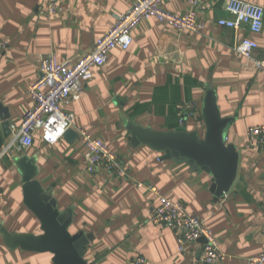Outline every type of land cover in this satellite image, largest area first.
<instances>
[{"label":"crops","instance_id":"obj_1","mask_svg":"<svg viewBox=\"0 0 264 264\" xmlns=\"http://www.w3.org/2000/svg\"><path fill=\"white\" fill-rule=\"evenodd\" d=\"M47 0H0V37L9 48L0 55V105L19 126L33 106L29 87L39 77L42 59L54 52L59 62L77 61L130 7L132 0H60L61 11L50 17ZM264 9V0H244ZM198 13L202 32L180 31L151 17L133 30L129 49L116 48L80 99L65 106L76 115L73 129H86L118 153L129 177L121 179L101 166L86 169L79 136L55 144L35 135L23 150L13 148L0 163V264H54L53 254L10 249L1 227L11 233H42L41 222L26 206L19 159L36 166V178L50 189L60 211L72 209L70 231L92 233L85 258L90 264H134L138 255L152 264H200L201 241L178 250V233L155 224L157 196L143 182L183 202L221 238L230 257L218 264H244L264 251V145L248 137V129L264 124V72L235 46L244 37L259 43L264 54V29L253 35L245 27L220 26L229 19L224 0H207ZM163 8L185 15L186 0H164ZM213 89L223 117L234 120L227 143L239 151L238 173L227 194L215 199L212 175L193 172L188 163L164 159L148 145H134L130 122L156 131L180 126L204 135L202 109ZM192 106V110L189 107ZM8 139H5V143ZM4 146V145H3ZM2 146V147H3ZM0 148V151L2 149Z\"/></svg>","mask_w":264,"mask_h":264},{"label":"built area","instance_id":"obj_2","mask_svg":"<svg viewBox=\"0 0 264 264\" xmlns=\"http://www.w3.org/2000/svg\"><path fill=\"white\" fill-rule=\"evenodd\" d=\"M207 0H186L188 10L185 15H176L163 8L164 0H132L129 9L119 16L114 25L94 41L92 48L77 61L59 62L54 52L46 55L39 65V77L29 87L33 106L25 113L19 126L12 125V135L0 151V163L14 147L23 150L30 147L35 135L49 144L60 141L66 132L74 127L76 115L65 106L80 99L83 85L93 78V68L103 65L112 50H127L133 43V30L145 19L154 17L180 31L202 32L205 23L198 13L208 3ZM226 11L231 18L218 20L220 26L240 29L245 27L253 34L264 29V9L244 0H224ZM60 0H47L45 13L52 17L61 11ZM9 48V41L0 37V55ZM259 43L252 37H244L235 46L236 51L245 58L252 59L255 68L264 72V54L256 56ZM192 110V106L189 107ZM79 139L84 145L86 169L96 172L101 166L113 175L125 179L129 172L118 153L110 149L102 140L94 137L86 129H78ZM248 137L264 145V124L248 129ZM227 140V138H226ZM153 192L159 204L152 216L155 224L163 225L178 233V250L201 241L200 264H218L230 257L221 248V238L209 229L205 221L188 213L186 205L166 196L153 184L137 183ZM3 191L0 188V198ZM134 264H152L144 255H138ZM244 264H264V251L248 257Z\"/></svg>","mask_w":264,"mask_h":264},{"label":"water","instance_id":"obj_3","mask_svg":"<svg viewBox=\"0 0 264 264\" xmlns=\"http://www.w3.org/2000/svg\"><path fill=\"white\" fill-rule=\"evenodd\" d=\"M202 117L206 127L203 136L184 126L171 131H156L130 122L128 129L134 145H148L163 152L164 159L188 163L193 172L211 174V190L217 200L230 192L238 173L239 151L226 140L234 119L222 116L213 89L206 91ZM11 124L8 110L0 105V148L12 135ZM78 136L73 128L65 134L71 140ZM18 163L23 171L24 202L40 220L42 233L15 234L1 227L6 245L13 250L51 253L54 264H90L85 256L94 235L84 231L72 233V209L60 211L51 190L44 188L36 178L33 159L25 156Z\"/></svg>","mask_w":264,"mask_h":264}]
</instances>
